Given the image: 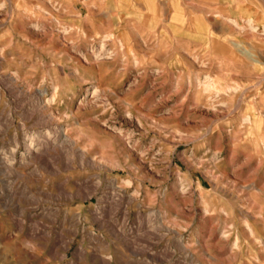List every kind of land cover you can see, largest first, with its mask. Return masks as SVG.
<instances>
[{
	"label": "rangeland",
	"instance_id": "1",
	"mask_svg": "<svg viewBox=\"0 0 264 264\" xmlns=\"http://www.w3.org/2000/svg\"><path fill=\"white\" fill-rule=\"evenodd\" d=\"M0 264H264V0H0Z\"/></svg>",
	"mask_w": 264,
	"mask_h": 264
},
{
	"label": "bare ground",
	"instance_id": "2",
	"mask_svg": "<svg viewBox=\"0 0 264 264\" xmlns=\"http://www.w3.org/2000/svg\"><path fill=\"white\" fill-rule=\"evenodd\" d=\"M18 86V85H17ZM13 87H15V86H13ZM19 90V89H18ZM45 92L46 91H44V90H38V94H40V96H42V95H44L45 94ZM43 109H44V107H43ZM47 112V111H46ZM39 114H40V112H39ZM46 114V113H45ZM42 116V115H41ZM50 119H54V117L51 115V113H49L48 115H47ZM46 116V117H47ZM39 117V116H38ZM43 117H45V116H43ZM40 118V117H39ZM50 119H49V121H50ZM48 120V119H47ZM42 123V122H41ZM47 124H48V121H47ZM44 125V124H43ZM47 127L49 128V130L51 131L52 130V133H54V140L57 142V143H59V146L60 145H63L64 143H68V144H74L75 145V143L77 142V141H75L70 135H69V133H68V130H66V129H64V127H62V126H60V125H57L55 128H52V127H49L48 125H47ZM44 139V144L45 145H48L49 143H50V139L48 138V136L46 135V136H44L43 137ZM53 140V141H54ZM55 144V143H54ZM57 146V145H56ZM55 145H54V147H56ZM53 148V147H52ZM46 149V148H45ZM81 152H83V153H85L86 151H85V149H83V148H80L79 149ZM79 151V152H80ZM44 154H46V155H48L47 154V151H45L44 152ZM39 158L40 157H42L41 156V154H40V156H38ZM11 173V172H10ZM15 174V173H14ZM119 189H122L123 188V186H117ZM119 204V203H118ZM162 216H164V215H162ZM162 223V222H161Z\"/></svg>",
	"mask_w": 264,
	"mask_h": 264
},
{
	"label": "crops",
	"instance_id": "3",
	"mask_svg": "<svg viewBox=\"0 0 264 264\" xmlns=\"http://www.w3.org/2000/svg\"><path fill=\"white\" fill-rule=\"evenodd\" d=\"M229 5H232L231 3L227 2Z\"/></svg>",
	"mask_w": 264,
	"mask_h": 264
}]
</instances>
